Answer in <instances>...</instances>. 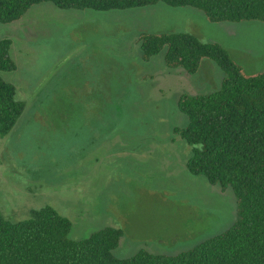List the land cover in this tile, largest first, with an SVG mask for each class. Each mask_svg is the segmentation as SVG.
<instances>
[{
    "label": "rangeland",
    "instance_id": "1",
    "mask_svg": "<svg viewBox=\"0 0 264 264\" xmlns=\"http://www.w3.org/2000/svg\"><path fill=\"white\" fill-rule=\"evenodd\" d=\"M143 32L189 33L221 44L247 74L264 71V22L213 24L191 7L96 12L45 2L0 23L17 65L0 76L26 102L0 139L6 219L50 206L72 221L73 240L119 228L118 259L178 255L235 224L233 189L192 176L191 148L174 134L188 124L180 97L219 90L225 75L208 59L195 75L168 70L163 54L144 62Z\"/></svg>",
    "mask_w": 264,
    "mask_h": 264
},
{
    "label": "trees",
    "instance_id": "2",
    "mask_svg": "<svg viewBox=\"0 0 264 264\" xmlns=\"http://www.w3.org/2000/svg\"><path fill=\"white\" fill-rule=\"evenodd\" d=\"M52 3L62 10L123 11L164 4L200 10L210 23L264 22V0H0V23L20 21L35 5ZM142 59L164 55L168 70L195 75L204 60L214 61L225 77L221 88L207 94H183L177 110L188 118L175 128L191 148L188 172L223 189L231 187L237 219L226 232L174 256L141 250L133 257L112 253L123 230L107 227L83 240H73L72 221L45 206L13 222L0 207V264H264V71L247 74L219 43H206L189 33L139 35ZM13 41L0 40V73L14 72ZM26 109L17 88L0 76V139L16 127Z\"/></svg>",
    "mask_w": 264,
    "mask_h": 264
}]
</instances>
